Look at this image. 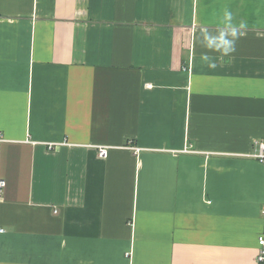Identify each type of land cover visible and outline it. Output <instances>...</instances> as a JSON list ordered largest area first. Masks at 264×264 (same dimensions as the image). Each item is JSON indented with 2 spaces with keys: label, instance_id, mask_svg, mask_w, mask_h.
<instances>
[{
  "label": "crops",
  "instance_id": "crops-1",
  "mask_svg": "<svg viewBox=\"0 0 264 264\" xmlns=\"http://www.w3.org/2000/svg\"><path fill=\"white\" fill-rule=\"evenodd\" d=\"M258 141L264 0H0V264H260Z\"/></svg>",
  "mask_w": 264,
  "mask_h": 264
},
{
  "label": "built area",
  "instance_id": "built-area-1",
  "mask_svg": "<svg viewBox=\"0 0 264 264\" xmlns=\"http://www.w3.org/2000/svg\"><path fill=\"white\" fill-rule=\"evenodd\" d=\"M256 146L258 148L257 152L253 155V157L264 165V142L258 141L256 142ZM129 148L130 150L134 151L135 154H139L141 152L140 148H137L133 145V142H129ZM100 156L103 158L108 156V150L106 148L100 149ZM6 187V182L2 179H0V198L3 195L4 189ZM263 216H264V210H263ZM5 233V230L0 228V234ZM258 244H259V252L257 256V262L260 264H264V229L261 232V234L258 237Z\"/></svg>",
  "mask_w": 264,
  "mask_h": 264
},
{
  "label": "clouds",
  "instance_id": "clouds-1",
  "mask_svg": "<svg viewBox=\"0 0 264 264\" xmlns=\"http://www.w3.org/2000/svg\"><path fill=\"white\" fill-rule=\"evenodd\" d=\"M229 35L232 39H229ZM237 37V33L232 31L231 33H221L218 37H209L210 40H219L221 43L217 44L215 47L212 44H209L208 47L211 48L213 51L222 52L224 55H227L230 51L234 50V41ZM206 60L209 59L207 55L204 57Z\"/></svg>",
  "mask_w": 264,
  "mask_h": 264
}]
</instances>
